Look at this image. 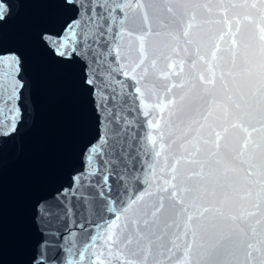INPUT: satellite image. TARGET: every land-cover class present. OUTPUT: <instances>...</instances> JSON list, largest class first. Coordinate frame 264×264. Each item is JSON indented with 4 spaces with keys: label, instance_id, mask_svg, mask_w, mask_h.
<instances>
[{
    "label": "snow or ice",
    "instance_id": "1",
    "mask_svg": "<svg viewBox=\"0 0 264 264\" xmlns=\"http://www.w3.org/2000/svg\"><path fill=\"white\" fill-rule=\"evenodd\" d=\"M54 2L70 15L42 27L35 40L57 62L83 63L82 84L93 96L98 119L71 185L38 202L41 255L55 238L67 254L60 264H149L151 249L142 252L139 241L153 234L167 202L176 217L165 224L175 228L168 264H264V0L230 5L245 9L251 25L246 33L240 20L233 27L224 8L228 28L219 41L229 37L225 67L217 63L219 41L208 59L190 38L201 5L189 0H168L161 7L167 21L162 26L175 25L167 50L146 43L153 0ZM11 8V0H0V28L11 19ZM118 10L149 26L134 34L125 19L113 15ZM113 21L119 31H113ZM200 63L207 75L192 74ZM150 75L163 82L164 95L156 103L145 101L141 87ZM126 87L131 106L120 95ZM178 88L186 91L177 94ZM27 92L24 58L16 51L0 52V145L25 126ZM126 108L155 130L146 134L151 149L141 152L130 143L133 122ZM177 140L180 154L170 158ZM149 151L151 161L137 160ZM110 176L117 178L115 191ZM175 249L179 255L173 260ZM151 264L161 261L154 256Z\"/></svg>",
    "mask_w": 264,
    "mask_h": 264
},
{
    "label": "water",
    "instance_id": "2",
    "mask_svg": "<svg viewBox=\"0 0 264 264\" xmlns=\"http://www.w3.org/2000/svg\"><path fill=\"white\" fill-rule=\"evenodd\" d=\"M11 3V19L0 28V52L12 50L24 58L29 108L25 126L20 134L14 140L0 145V264H41V261L44 264H60L67 254L58 246L61 242L55 238L43 250L44 255H41L42 249L37 243L42 235L38 231L36 220L37 205L44 198H50L58 190L71 185L72 176L82 168L83 149L95 135L98 112L94 106L93 96L82 84L83 63L79 60L57 62L51 59L35 40L36 33L42 27L62 22L70 14L54 0H11ZM166 3L168 0H153L155 7L148 9L152 34L147 36L146 43L153 48L165 49L166 45L174 43L168 33L174 31L175 25L168 23L167 27L162 26L167 22L166 13L161 10L162 5ZM189 3L201 5L195 9L197 19L190 30V38L200 45L201 53L208 59L211 58L210 51L219 41V36L228 28L223 22L224 8H227V17L233 27L235 21L240 20L242 33L251 28L249 22L244 20L245 9L230 7L232 4L243 3V0H189ZM113 15L125 19L126 28L134 34H141L142 30L149 26L143 23L140 16L131 13L127 18H124L119 10ZM185 20L187 21V17ZM112 27L113 31H119L116 21L112 22ZM157 32L160 34L156 35ZM219 43L217 63L220 67H225L228 60L227 50L230 47L229 37L225 35L224 41ZM180 47L182 49L183 44ZM114 58L113 51L110 59ZM220 67L216 69L217 76ZM185 68L187 71V62ZM199 73L207 75L203 63L192 70L193 75ZM118 79L124 78L118 76ZM132 83L130 79L126 81V84ZM162 83L151 75L147 78L146 87L145 82H142L146 102L156 103L157 96L164 95ZM117 90L119 91V85ZM128 91L126 87L120 95L131 106L132 99L126 95ZM153 91L157 95H153ZM174 91L180 94L186 89L178 88ZM98 99L97 97L96 103ZM136 104H139L138 99ZM125 112L130 114L133 122L129 135L134 139L130 143L141 152L145 148L151 149L146 134H155V130L142 123L147 118L141 115L137 121L134 111L129 112L126 108ZM155 115L159 117L160 113L156 111ZM175 119L173 117V120ZM140 140L144 143H139ZM180 143L181 141L177 140L168 150L170 158L173 153L180 154ZM140 159L151 161V152L143 157L137 156V160ZM162 161L163 157L161 163ZM224 162L230 163L228 160ZM94 179L101 178L97 176ZM109 183L113 185L115 191L117 178L110 176ZM72 202L76 203L74 198ZM174 220L176 217L173 209L166 202L165 212L159 224L153 228V234L146 233L145 238L139 241L142 252L149 247L151 249L149 264L154 256L161 264H168L170 255L168 250L173 248L172 233L175 228L165 227V224L171 225ZM131 247H137L135 238ZM177 255L179 249L173 252V260Z\"/></svg>",
    "mask_w": 264,
    "mask_h": 264
}]
</instances>
